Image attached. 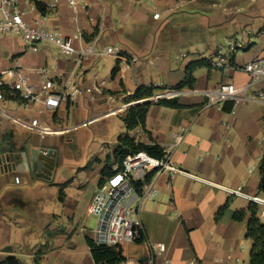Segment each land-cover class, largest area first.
<instances>
[{
	"label": "crops",
	"instance_id": "1",
	"mask_svg": "<svg viewBox=\"0 0 264 264\" xmlns=\"http://www.w3.org/2000/svg\"><path fill=\"white\" fill-rule=\"evenodd\" d=\"M42 1L47 4V22L54 29L65 35H72L80 29L86 40L97 38L101 45L119 47L122 54L107 56L108 65H104L108 74L104 76L97 68L95 56L81 64L73 58H56L53 67L48 64L46 52L40 49L26 53L22 59L11 57L9 52L14 51V44L9 40L12 42V38L0 37V61H3L0 69L22 65L31 70L46 66L52 75L64 82L63 86L71 82L66 87L67 92H72L74 85L95 87L105 81L102 92L78 95L75 102L63 101L54 110H46L42 103H32L26 107L30 117L40 119L45 113H59L65 102L79 106L82 98L86 101L100 99L96 114L119 109L129 103L126 98L134 93L137 85L175 86L186 78V68L191 61L204 57L210 59L211 66L199 67L193 72L196 77L194 88L186 87L187 92L178 95L179 102L185 107L152 104L146 119L147 128L139 126L132 130L137 140L166 147L174 141V134L181 125H191L173 153L176 164L187 173H178L171 186L167 183L169 175L162 174L158 180V194L144 202L141 208L145 238L165 243L166 251L158 259V264H250L252 241L247 238L250 215L239 220L235 214L248 209L253 196H264L259 190L260 163L264 154V103H239L231 111L223 107H206L205 91L222 83L244 85L250 81L243 65L264 57V0H84L77 22L65 1L59 4L57 13L51 6L54 0ZM145 1L152 7L148 8L143 3ZM30 2L24 3L30 8V15L39 16L35 2ZM155 12H160L159 18L154 17ZM240 33L246 42L239 38ZM231 41L242 44V48L228 55L224 53V64L216 65L217 46L229 45ZM2 51L9 55L2 56ZM116 64L119 70L112 74ZM30 76L36 89H40L41 75L30 73ZM263 88L264 82H259L252 89ZM7 122H4L7 124H4L5 131H13V141L22 146L23 141L20 142L11 123ZM125 131L126 125L121 133ZM117 138L105 159L96 158L100 164L99 175L116 158L112 151ZM59 158L57 152V169L51 180L35 177L26 171L1 172L0 207L10 203L26 205L21 196L24 187L5 186L11 174L14 179L21 176L20 183L15 179L16 184L26 183L29 178L33 180L31 183L39 181L52 185L57 178ZM239 186L246 195L234 193ZM258 205L260 210L263 209ZM223 206L226 207L219 214ZM260 217L264 221V215L260 214ZM10 218L13 221L0 213V252H4L0 256L15 255L13 246L4 250V245L12 243L13 239L23 243L21 235L26 239V214L13 213ZM59 226L51 223L48 227L55 231ZM88 237L92 239L85 234L86 246L91 261L96 264ZM62 240L64 246L69 238L66 236ZM62 240H54V246L60 248ZM143 245L142 242L123 243L119 248L124 255L137 257L142 255ZM71 246H74L73 241H70ZM59 254V250L53 249L43 255V260L57 264Z\"/></svg>",
	"mask_w": 264,
	"mask_h": 264
},
{
	"label": "built area",
	"instance_id": "2",
	"mask_svg": "<svg viewBox=\"0 0 264 264\" xmlns=\"http://www.w3.org/2000/svg\"><path fill=\"white\" fill-rule=\"evenodd\" d=\"M31 3L30 0H0V34L13 33L15 36L23 35L24 39L31 45L33 51L40 48L41 41L51 42L59 45L62 51L73 58L77 64L83 63L87 58L100 55H120L122 50L112 45H101L99 40H86L83 32L78 29L72 35H65L54 29L47 22L46 13L39 10V16L30 15V8L24 3ZM65 1L72 9V18L78 21V11L84 0H54L52 8L58 12L59 4ZM160 12H155L154 17L159 18ZM78 41V46L74 41ZM231 53H235L242 48V44L231 41L228 45ZM224 45L219 44L215 53V64H224ZM243 70L250 75V81L244 85H237L233 82L222 83L218 87L205 91L207 100L206 107H223L226 102H232L233 106L244 102L264 103V88L254 91L252 88L256 83L264 82V57L246 62ZM30 73L41 75V88L36 89L31 81ZM63 81L58 76L50 73L46 66H38L27 70L22 65H16L9 69H0V135L5 131L4 122H14L20 126L40 132L58 133L61 130H52L38 117L22 119L13 114L4 104L6 99L17 100L23 107H28L32 103H42L46 110H54L63 101L75 102L78 95L98 91L102 92L105 81L95 87L73 86L72 92H67V85L63 86ZM174 90V96L187 92V90ZM170 93V94H172ZM169 93H162L156 96L170 97ZM155 97V96H153ZM138 102V101H137ZM133 103V102H132ZM131 105V102L123 105L119 109H109L105 112L95 114L91 118L82 121L81 125H90L101 116H108L111 112L117 114L124 108ZM191 125H181L179 131L174 134V141L163 147L161 156H154L146 150L129 153L122 159L114 158L107 168V172L102 173L89 206V213L98 216V226L94 230L93 241L97 245L121 247L123 243L142 242L146 247V260H141L136 256L124 255L119 264H158V259L166 251L164 242H154L145 238V227L141 217V208L147 198L155 196L159 192V177L167 173L169 175L168 185L171 186L172 179L178 173H187L179 167L173 157L174 151L183 141L190 131ZM65 130H63L64 132ZM8 133V132H7ZM43 153L55 150L54 147L42 144H34ZM1 172V171H0ZM16 182H21V176L15 177ZM235 194L246 195L242 186L234 190ZM252 200L263 206L260 214L264 215V196L255 195ZM168 262L169 260L166 259Z\"/></svg>",
	"mask_w": 264,
	"mask_h": 264
},
{
	"label": "rangeland",
	"instance_id": "3",
	"mask_svg": "<svg viewBox=\"0 0 264 264\" xmlns=\"http://www.w3.org/2000/svg\"><path fill=\"white\" fill-rule=\"evenodd\" d=\"M143 3L148 8L152 7L149 2ZM240 35L239 38L245 41L243 34L240 33ZM246 35L248 34L246 33ZM5 36L11 37L12 42L11 40L9 42L14 44V51L9 52L11 57L15 56L17 59H22V56L32 51L31 45L24 39L23 35L17 36V39L13 33L0 34L2 38ZM74 44L78 46V41L75 40ZM222 45L225 47L224 53L228 55L230 52L228 43H222ZM38 46L40 50L46 52L49 66L55 67L56 58H71L62 51L59 45L51 42L41 41ZM2 52V56H7V52ZM107 56H95L98 59L97 68L104 76L108 74L104 65H108L105 61ZM0 62L3 63V61ZM170 92H174V90L158 91L155 97L143 101L139 100V103L147 100L155 101L157 100L156 96ZM99 102L100 99L86 101L84 98L80 99L79 106L68 105L65 102L59 113H45L43 117H40L47 128L52 130L65 129L64 132L43 135L17 123L7 122L8 124L11 123L16 136L20 138V142L29 140L51 146L60 153L59 168L54 184L47 185L39 181L31 183L33 180H29V178H26V183L16 184L13 174L6 180L5 186L7 188L17 187V185L25 188L21 196L26 201V205L21 203L8 205L5 203L4 207H0V213L8 220L13 221V218H10L13 213L26 214V219L24 218L26 220V239L21 235L20 240L23 243H17L13 239L12 243L3 247L4 250H9L10 246H13L15 255L22 260L23 264H49L43 260V255L51 253L53 249L60 251V254L56 256L55 262L57 264H94L86 246L85 234L93 238L94 230L98 226V216L88 211L97 188L98 179L101 176L98 174L100 164L96 158L105 159L117 136L125 130L122 115L125 116L130 106L128 105L127 108L122 109L117 114L101 116L90 125H81L82 121L96 114L95 110L98 108ZM3 104L22 119L32 118L27 115L26 107H22L17 100L6 99ZM131 133L133 134L132 137L137 140L134 131ZM0 146L1 148L5 147L1 135ZM157 186L160 190L159 185ZM1 197L2 194H0V203ZM149 199L151 197L147 198L146 201ZM15 209H17L16 212H14ZM51 223L60 226L55 231H51L48 227ZM66 236L69 240L62 246L64 243L62 239ZM54 240H62L60 248L54 246ZM70 241H73L74 246L69 247ZM7 256L10 255L0 256V261Z\"/></svg>",
	"mask_w": 264,
	"mask_h": 264
},
{
	"label": "trees",
	"instance_id": "4",
	"mask_svg": "<svg viewBox=\"0 0 264 264\" xmlns=\"http://www.w3.org/2000/svg\"><path fill=\"white\" fill-rule=\"evenodd\" d=\"M37 8L42 12H47V4L42 0H33ZM203 66H211L209 58H200L191 61L186 68V78L179 82L175 86H157L153 83L151 84H139L137 85L134 93L130 94L126 100L127 102L139 101L144 99H149L157 95L158 91L164 90H183L186 87L194 88L196 82V77L193 72ZM119 70V65L112 70V74H116ZM152 104L164 105L173 108H183L186 105L179 102V96L161 97L155 101L147 100L145 102H136L131 104L125 116H123V121L126 125V131L121 133L117 138V143L114 146L112 153L116 158L122 159L129 153L138 152L140 150H146L154 156H161L163 154V147L157 143H145L137 141L131 136L130 132L135 128L141 126L146 129V119L148 111ZM223 108L227 111H231L233 108V103H226ZM150 132V131H148ZM110 159V155L107 157ZM107 168L103 169V173L107 172ZM261 181L259 185V190L264 192V154L260 163ZM226 206H223L219 210V214L223 212ZM259 205L252 201L248 209H242L236 212V219L243 220L247 215L248 229L247 238L252 241V248L250 252V264H264V221L261 219L259 214ZM249 213V214H248ZM88 242L91 246V252L96 264H119L124 257L122 250L117 246H106L97 245L94 241L88 237ZM0 264H23L22 260L16 255L7 256L5 259L0 261Z\"/></svg>",
	"mask_w": 264,
	"mask_h": 264
},
{
	"label": "water",
	"instance_id": "5",
	"mask_svg": "<svg viewBox=\"0 0 264 264\" xmlns=\"http://www.w3.org/2000/svg\"><path fill=\"white\" fill-rule=\"evenodd\" d=\"M174 95L176 94H170V96ZM13 135V132H4L1 135L5 147L1 148L0 146V171L2 173L10 171H31L34 176L35 174L37 176L45 174V177L51 180L57 167L56 149L51 150L49 153H43L42 148L32 147L31 143H29L26 150L13 141ZM143 246L142 255L137 257L141 260H146V247L145 245Z\"/></svg>",
	"mask_w": 264,
	"mask_h": 264
},
{
	"label": "flooded vegetation",
	"instance_id": "6",
	"mask_svg": "<svg viewBox=\"0 0 264 264\" xmlns=\"http://www.w3.org/2000/svg\"><path fill=\"white\" fill-rule=\"evenodd\" d=\"M10 132V131H9ZM11 132H13V131H11ZM14 133V132H13ZM13 139H14V135H13ZM29 143H31V146L33 147L34 146V144L36 145V144H38V143H36V142H32V141H29V140H24L23 141V148H25L26 150H27V148H28V145H29ZM56 169H57V167H56ZM56 169H55V171H56ZM55 171H54V173H55ZM26 172H29V173H31V171H26ZM38 173V172H37ZM32 174V173H31ZM54 175V174H53ZM34 176V175H33ZM35 177H39V178H46L45 177V174H42L41 176H37V174H35ZM53 177V176H52Z\"/></svg>",
	"mask_w": 264,
	"mask_h": 264
},
{
	"label": "bare ground",
	"instance_id": "7",
	"mask_svg": "<svg viewBox=\"0 0 264 264\" xmlns=\"http://www.w3.org/2000/svg\"><path fill=\"white\" fill-rule=\"evenodd\" d=\"M116 113V111H113V112H111V114L110 115H114ZM106 117V116H105Z\"/></svg>",
	"mask_w": 264,
	"mask_h": 264
}]
</instances>
